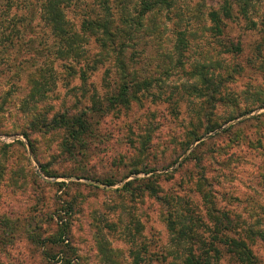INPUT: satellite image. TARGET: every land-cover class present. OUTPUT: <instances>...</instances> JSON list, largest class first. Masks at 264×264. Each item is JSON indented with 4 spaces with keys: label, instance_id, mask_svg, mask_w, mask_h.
Instances as JSON below:
<instances>
[{
    "label": "rangeland",
    "instance_id": "obj_1",
    "mask_svg": "<svg viewBox=\"0 0 264 264\" xmlns=\"http://www.w3.org/2000/svg\"><path fill=\"white\" fill-rule=\"evenodd\" d=\"M36 1H12L8 13H0L3 24L12 23V18L30 23L29 32L21 29L22 36L14 46L8 41L6 46L0 42V214L17 218L21 225L20 234H16L19 237L10 239L4 236L6 229L0 228V264H167L173 254L164 218L170 211L173 216L184 213L185 203L201 207L202 200H211L214 207H228L231 211L237 205L235 212L247 216L250 223L260 220L257 227L264 230L263 0H254L249 12L251 21L237 12L234 21H228L225 31L233 46L226 53H217L223 46L213 43L220 38L215 40L207 28L210 21L206 12L211 6L217 7L220 0H183L181 9L196 7L199 15L193 18L190 11H185L189 20L181 21L180 26L174 24L172 10L145 19L143 26L148 33L138 29L136 46L126 49L124 58L134 61L139 78L154 79L149 91L158 93V99L142 92L139 102L107 105L103 79L112 82L117 76L111 55L87 70L91 82L87 93H97L101 109L91 113L93 131L70 149L63 145L62 132L42 133L44 128L35 124L38 113L50 117L53 110L64 107L63 103L72 105V90L79 86L81 77L80 71L70 74L64 66L69 59L53 58L55 84L45 94H38L35 102H23L28 96L27 74L53 57L51 49L56 42L39 18ZM91 2L72 0L64 10L77 31ZM110 6L117 16V5ZM186 27L197 30L195 38V32L188 30L190 47L181 50L176 31ZM97 38L84 35V48L96 51L100 47ZM36 39L42 44L37 45ZM34 41L41 51L39 55L33 49L26 51ZM205 57L216 60L213 69H208L207 63L201 70L205 74L208 70L220 81L213 89V97L209 96L211 88L194 75L197 64H206ZM47 73L48 69L43 73L46 80ZM42 76L38 77L40 81ZM160 79L161 86L157 81ZM51 82L48 80V84ZM45 105L49 106L43 108ZM200 105L206 117H215L216 122L232 118L192 141L194 127L188 121ZM70 108V113H79L76 105ZM199 117L206 119L202 114ZM141 122L148 126L142 128ZM234 124L236 127L228 133H220ZM144 135L149 136V141L161 137L151 150L159 161H170L188 143L189 146L168 168L159 169V164H154L158 169L153 172L133 173L134 168L144 165L136 161L137 138ZM42 166L49 171L47 175ZM151 176H157L149 181L156 189L141 190L139 180ZM132 179H136L132 183L135 191L130 186L124 191L119 189ZM30 235L45 237L44 246H36ZM251 248L264 264V243L255 241ZM41 249L48 253L47 257ZM211 264L239 263L222 254Z\"/></svg>",
    "mask_w": 264,
    "mask_h": 264
},
{
    "label": "trees",
    "instance_id": "obj_2",
    "mask_svg": "<svg viewBox=\"0 0 264 264\" xmlns=\"http://www.w3.org/2000/svg\"><path fill=\"white\" fill-rule=\"evenodd\" d=\"M12 1L16 0H6V3H0V13L7 14L12 7ZM71 1L72 0L36 1L35 6L38 8L39 18L49 28L50 34L56 39V42L53 43L51 49L53 57L47 59L42 66L35 68L27 74L28 96L23 99V102H35L38 94L41 95L43 92L45 94L47 90L51 89L52 84H55L51 72L53 68L51 66L53 58L69 59V62L64 66H66L70 74H76L77 71H80L81 83L74 88L75 90H72V105H65L63 103L64 107L53 110L50 117L41 116V114L38 113V117L35 121V124H38L39 128H44L42 133H46L48 130L62 132L63 138L65 139L63 145L66 149L72 148L88 137L89 133L93 131L89 121L91 113L101 109L100 106H98L101 102L97 93H87L89 90L88 85L91 84V82L89 83L87 70L96 68L98 63L110 58L112 55L113 63L116 66L114 73H116L117 76H115L112 82H107L106 79H103L106 91L108 92L103 95V98L107 101V105H129L131 100L139 102L142 92H148V95L156 100L158 99V93H151L149 91L154 79L150 77H138L139 74L137 69L133 65L134 61L132 59H130V61L129 57L127 59L124 58L126 49L136 46V34L139 28L145 30L146 32L144 31V33H148V29L143 26L144 20H150L157 14L160 15L164 10L165 12L172 10L176 18L174 24H179L178 26H180L181 21L188 22L189 19L187 18H189V15L193 18L199 15L196 7L190 10L181 9L183 0H92L85 13L86 16L84 15V17H82L81 28L77 31L69 24L64 12ZM111 3L114 5L116 4L118 7L119 11L117 16L114 15L115 11L111 9ZM253 6L254 0H220L217 7L211 6L207 10L206 19L210 21L207 28L215 40H217L218 36L220 38L219 41H215L213 44L217 43L223 46V49L217 51V53H226L233 46L230 35L225 31L228 21H234L236 18L235 12L241 15L240 17L243 19L249 20V12ZM185 11H190V14L188 15ZM33 17L34 15L31 16L30 20H32ZM11 21L12 23L3 24L4 18L2 14L0 15V42H2L4 46L7 45L5 41H8L10 45L14 46L15 41L22 36L20 34L21 29H25L29 32L30 23H27V25L24 24L21 18H12ZM146 24L148 25V23ZM195 29L197 30V28L189 29L188 27L185 29H177L176 41L180 44L181 50H186L190 47V40L187 34H190V31L193 30L195 33H193L192 36L195 38ZM224 32L227 33V35H225ZM83 34L87 36H99L97 39L100 41V47L96 51L84 48V43H87L85 41L87 39H84ZM36 41L38 40L36 39ZM36 41L31 43L26 51L30 52L33 49V52L41 54V51L34 46ZM39 43L42 44V40H39L37 45ZM7 49H10V47H7ZM7 49H5V51ZM20 49L21 48L17 49L18 53ZM214 51H216V49ZM211 53L212 51L210 52V56ZM135 54L136 53L132 55V58H134ZM209 57L203 58L207 59L203 60L206 61V64L202 62L195 66L196 71L194 75L195 77L198 76L199 80L201 79L202 82L206 83L208 89L211 88L209 96L213 97V89L220 84V81L216 80L213 74L209 75L208 70L207 74H205V71H201L207 63H209L208 69H213V64L216 60H213L214 57ZM21 62V60L18 61L19 64ZM182 65L180 68H182ZM160 66L162 68V65ZM47 69V74H49L48 80L52 81L51 84H48V80H46L43 75ZM166 70L167 69L164 67L162 68V71L166 72ZM155 71L156 69L154 72ZM107 73L108 71H106V74ZM40 76L43 77L41 81L38 79ZM157 81L161 86L163 80L160 79ZM194 85H196V83H194ZM192 90L201 96L200 91L196 87H193ZM75 105L78 107L79 111L76 115L69 112L71 110L70 107H75ZM48 106L49 105H45L43 108H47ZM200 107L201 105L195 110L193 118L188 121L194 127V131H192V141L198 140L201 136L220 127L224 122L232 118L228 117L223 122H216L215 117H206L207 112H204L205 109L203 110V108ZM200 114H202L203 118H206L205 121L199 117ZM31 123H34V121H31ZM141 125L143 126L142 128L148 126L147 123L142 122L140 126ZM235 125L236 124L230 125L220 133H228L231 129L236 127ZM197 126H199L200 129L197 130ZM20 133L24 135L28 141L32 142L25 131ZM127 139H129V141L132 140V138L128 136ZM149 140L150 138L148 135L145 137L141 136L139 139L137 138L138 144L136 146L139 148L137 149L139 158H137L136 161H141V164L143 163L144 165H140L142 167L136 169L134 168L132 171L133 173H137L139 170L145 173L153 172L158 169L154 164H159V169L168 168L178 160L189 146L188 143L184 150L175 155L172 160L168 161L166 158H161L163 161H159L151 153V150L155 147L153 145L158 144L161 137H154L151 141ZM18 142L21 143V141ZM161 154L163 156L164 153ZM186 158L187 156L184 157V160ZM143 166H147V168ZM41 169L44 174L47 175L49 173L44 166H42ZM124 176L125 175H123V177ZM156 177L157 176H151L146 179H140V184L138 186H141V190L145 188L154 191L156 188L154 185L150 184L149 181ZM134 180L136 179L126 181L119 189L124 191L130 186V190L135 191L134 187H132ZM107 181L108 184H113L111 181ZM203 202L202 200L201 207L185 203L182 208L185 211L184 213L180 215L176 213L175 216H173V211H170L169 216L164 218L166 229L170 236L169 241L172 243V248L169 247V251L173 254L172 259L170 258L167 264H211L213 258L220 257L222 254H227L229 260L235 263L261 264L251 248V245L255 243V241L264 243V230L257 227L260 220L255 223L248 222L247 216H243L240 212H235L237 205H233L231 211L228 207H222V209L214 207L215 202L211 200L205 201L204 205ZM210 206L213 207L210 208ZM261 218L264 219V215ZM0 228L1 230H3V228L6 229L5 232L3 231L4 236L10 239L16 236L19 237V235L16 234H20L18 231L21 230V225L18 223L17 218L5 217L0 214ZM30 237L29 239L36 246L41 248L44 246L45 237L40 238L34 235H30ZM41 253L45 257L48 256V253L42 249ZM137 260L135 255V261Z\"/></svg>",
    "mask_w": 264,
    "mask_h": 264
}]
</instances>
